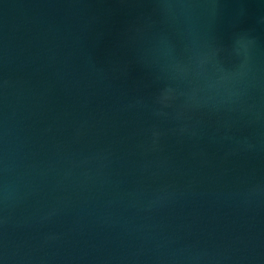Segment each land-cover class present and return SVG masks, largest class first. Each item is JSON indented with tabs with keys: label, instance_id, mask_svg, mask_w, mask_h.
<instances>
[{
	"label": "water",
	"instance_id": "obj_1",
	"mask_svg": "<svg viewBox=\"0 0 264 264\" xmlns=\"http://www.w3.org/2000/svg\"><path fill=\"white\" fill-rule=\"evenodd\" d=\"M0 264H264V0H0Z\"/></svg>",
	"mask_w": 264,
	"mask_h": 264
}]
</instances>
